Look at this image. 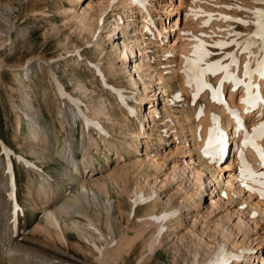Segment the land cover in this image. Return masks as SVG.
Wrapping results in <instances>:
<instances>
[{
    "label": "rangeland",
    "instance_id": "rangeland-1",
    "mask_svg": "<svg viewBox=\"0 0 264 264\" xmlns=\"http://www.w3.org/2000/svg\"><path fill=\"white\" fill-rule=\"evenodd\" d=\"M73 1L0 0V264H102L99 248L105 246L110 232L125 243V233L131 239L137 238L136 232L144 226L143 216H166L178 206L184 199L176 193L182 177L185 185L191 182L190 188L195 189L200 182L197 187L202 196L197 195L201 200L195 195L198 201L194 207L189 206L192 198L189 204L185 199L182 201L180 223L172 222L176 230H165L162 247L152 253L145 246L150 234L144 233L133 245H121L124 249L111 256L109 264H190L197 251L207 247L204 242L209 240L212 245L227 251V264H262L264 211L252 215L251 206L256 204L264 209V195L261 194L264 160L258 163L256 160L257 165L246 164L237 158L240 150L253 145L264 150V138L257 131V125L264 124V112L258 109L259 106L248 111L243 116L245 126L239 125L238 137L229 138L228 148L219 161L222 183L214 191L215 186L205 175L196 181L193 171L197 168V155L193 151L183 152L191 149V143L183 140L185 136L180 133L175 115L181 119L183 109L193 106L198 111L195 118L201 126L204 127V123L211 128L227 125V119L231 118L229 110L232 107L237 110L235 106L246 93L245 81L242 79L239 84L237 79L257 60V51L262 45L259 33L264 23L261 28L258 25L264 16L258 14V10L264 12V2ZM74 6L86 11L90 17L89 28L82 29L70 18V12L66 11ZM241 20L246 22L241 23ZM162 25L174 27L169 31L167 28L162 34ZM125 44L132 45L133 50L132 53L128 51L126 58L117 55ZM221 44L224 46L220 47ZM103 62H114L115 72L109 75L105 65L99 70L97 65ZM122 62L131 71L117 74L116 69L124 66ZM136 62L140 65L144 62L149 70H137L138 66L134 68ZM210 65L213 71L207 70ZM172 69L177 73L173 74ZM19 72L23 73L20 79L15 77ZM159 74L163 75V80L158 79ZM189 74L193 77L188 78ZM258 76L264 79V75ZM193 80L200 84L198 93ZM82 83L89 88L86 93L80 91ZM204 85H209L212 95L202 92ZM60 87L74 96L73 99L59 93ZM163 89L167 90V95H163ZM54 92L60 100L77 109L80 114L77 120L62 125ZM88 96L93 97L95 106L103 109L98 116L92 114L94 117L89 125L84 117ZM105 98L108 101L104 102ZM151 106L157 109L156 116L150 114ZM237 111L241 120L242 112ZM109 114H113L114 121H110ZM157 115L161 120H157ZM201 117L208 121L207 124ZM259 119H263L262 122ZM36 121L49 131L50 142L45 144L49 150L37 140L41 132L38 123L34 125L38 134L28 131L29 123ZM97 123L105 127V136L110 143L117 142L118 146L124 147L122 151L116 152L117 146L105 147ZM138 130L146 136L139 137V151L136 152L126 142ZM69 134L75 144L79 170L66 177L62 175L65 163L57 153ZM89 134L96 141L90 142ZM246 138L249 140L247 145L244 143ZM89 145L96 156L89 158L93 167L88 166L83 157V151ZM146 152L151 156L156 154L161 163L158 170L148 164L140 167L132 163L135 155L145 157ZM243 159L250 157L246 155ZM8 161L13 165L14 182L7 174L5 163ZM174 163L183 168L184 174H178L169 182ZM42 177L54 186H42ZM165 178L168 180L162 183ZM83 181L87 191L81 205L78 204L76 209L61 208L67 193L73 195L82 191ZM227 181L234 182L237 189L241 184L242 193L239 195L235 191L228 197L220 192ZM165 183L166 190L161 187ZM43 190L47 192L46 196ZM170 194L172 199L167 202ZM245 253L253 254L252 258L246 261Z\"/></svg>",
    "mask_w": 264,
    "mask_h": 264
},
{
    "label": "bare ground",
    "instance_id": "bare-ground-1",
    "mask_svg": "<svg viewBox=\"0 0 264 264\" xmlns=\"http://www.w3.org/2000/svg\"><path fill=\"white\" fill-rule=\"evenodd\" d=\"M79 1H81V0H74L73 2H76V3H78ZM129 4V3H128ZM165 6V5H164ZM66 12H70V14H69V16H70V18L76 23V24H78L79 26H81L82 27V29L83 28H89V26L91 25V23L89 22V18L90 17H88L87 15H86V11H80V10H78L75 6L73 7V9H71L70 11H66ZM65 15V14H64ZM68 17V16H67ZM71 20V21H72ZM68 21V20H67ZM70 21V20H69ZM117 23V22H116ZM176 23H177V21H176ZM52 24V23H51ZM77 26V25H76ZM176 26V25H175ZM173 27H174V25H172L171 26V28L169 27V25L167 26V25H162V27H161V29H163L164 31L162 32V34H164V32H166L167 31V28H168V31L169 30H173ZM79 29H80V27H79ZM89 30V29H88ZM85 31V30H84ZM92 31V30H91ZM161 31V30H160ZM261 32H264V27H262L261 28V31H260V33ZM92 33V32H91ZM166 34V33H165ZM139 41V39H137L136 40V42H138ZM97 42V41H96ZM100 42V41H99ZM70 43V42H69ZM150 43H152V42H150ZM261 43H262V45H261V48L257 51L258 52V57H257V60L254 62V64L249 68V69H247V71H245L244 73H243V71H242V75L240 76V79H237V81H239V84H241L240 83V81H242V79L245 81V85H243V86H245V90H246V93L245 94H243L242 96H241V101H240V99H239V101H240V103H239V105L238 106H235V108L237 109V110H241V112H242V118H241V120H240V122H237V121H235L234 119H232V118H230V119H227V120H229V122H226L227 123V125H224V126H222L221 125V127H219V126H217V128H216V126H214V127H212L211 128V126H206L205 125V123H204V127L203 126H201L202 124H201V122H199L196 118H195V116H196V114H197V112L195 111V108L193 107V106H190V107H187V108H184L183 109V115H182V117H181V119H179V116L178 115H175V118H177V120H176V122H177V124L179 125L178 127H179V129H180V133H182L184 136H185V139H183V140H185V141H188L189 143H191V146L189 147V148H191V149H186L185 151H183V152H187L186 154H189V153H192V151H193V153L195 152L196 153V155H197V157H196V160H197V168L193 171L194 173H196V176H194L195 177V179H197L196 181H198L199 179H200V176L201 175H205L206 176V178H208V182L209 183H212V186H215V188L213 189V191L217 188V186L219 185V184H221L222 183V181H221V179H222V173H221V171H222V168L220 167V164H219V161L221 160V158H220V156H218V157H214V158H211V157H205V156H203V153H202V151H203V148H204V145L211 139V135H213V136H220V134L221 133H223V136H225V135H227V128H229V130H230V132L232 133V135H227V137L228 138H231V137H233V138H237L238 137V128H240L239 127V125L241 124V125H243V126H245L244 124V118H243V116L246 114V113H248V111H250V110H253L255 107H257V106H259L258 107V109L259 110H262V112H264V93H263V91L264 90H262V84H263V80L264 79H262V77H260L259 78V76H258V73H257V70H258V68L259 67H261V61H264V41H262L261 40ZM97 44V43H96ZM99 44V43H98ZM158 45H159V43H158ZM125 47H124V49H122V51H120V52H118L117 53V55H119L120 57H129L128 56V53L130 52V53H132L133 52V50H132V45H128V44H125L124 45ZM97 47V46H96ZM134 47V46H133ZM98 48V47H97ZM168 50V49H167ZM129 51V52H128ZM100 53H101V51H100ZM143 53H141V55H142ZM254 54V53H253ZM166 57V56H165ZM103 59V58H102ZM116 59V58H115ZM109 61V60H108ZM107 61V62H108ZM251 61V60H250ZM254 61V60H253ZM98 63H100V62H98ZM103 65H105L104 66V68L106 69V70H108L107 72H108V74L109 75H111V73H113V72H115V69H114V67L116 66L115 64H114V62H111V63H107V64H104V62L101 64V65H97L98 66V68H99V70H101V67L103 66ZM122 65H124L123 66V68H119V69H116V72H117V74H118V72H120V73H123V71H126V72H130L131 70H130V68H128L129 66H125L126 64H125V62H122ZM137 66H138V68H137ZM145 66V67H144ZM137 68V70L140 68V69H144L145 68V70H149V66H146V64H144V62H142V65H140V63L138 62V64H137V62L135 63V65H134V68ZM242 67V66H241ZM241 67H240V71H241ZM124 69V70H123ZM139 69V70H140ZM179 69V68H178ZM192 69V68H191ZM222 69V68H221ZM244 69V66H243V68H242V70ZM104 70V69H103ZM135 70V69H134ZM171 70V69H170ZM26 72H28L29 71V67L25 70ZM172 71H173V74H175V73H177V70L176 69H172ZM186 71V70H185ZM187 72V71H186ZM134 73V72H133ZM133 73H132V75H133ZM145 73H147V72H145ZM149 73V72H148ZM183 73H185V72H183ZM203 73V72H202ZM187 74H188V72H187ZM23 75V73L22 72H19V73H16V76L15 77H19V76H22ZM108 75V76H109ZM113 75V74H112ZM121 75V74H120ZM129 75H131L130 73H129ZM138 76V75H137ZM174 76V75H173ZM184 76L186 77V75L184 74ZM188 76V75H187ZM204 76V75H203ZM263 76V75H262ZM29 77V76H28ZM163 78V75L162 74H159L158 75V79L159 80H163L162 79ZM197 78H198V76H197ZM18 79H20V77L18 78ZM207 79V78H206ZM218 79V78H217ZM141 81V80H140ZM193 81H195V80H193ZM191 83H192V81H190ZM196 82H198V80H196L195 81V83ZM243 82V81H242ZM248 82H251L250 84H248ZM184 83V82H183ZM191 83H189V84H191ZM199 83V82H198ZM164 84V83H163ZM243 84V83H242ZM194 85V84H193ZM79 86V85H78ZM144 86V88H146V85H143ZM80 91L82 92V93H86L87 91H88V86L85 84V83H82V84H80ZM210 89L211 88H208V87H205L204 89H202L203 91V93L206 95V94H211V92H210ZM233 89V88H232ZM217 90V89H216ZM216 90H214V92L216 93ZM67 91V90H66ZM163 92H164V94L163 95H167L166 93H167V90L166 89H163L162 90ZM194 91V90H193ZM212 91V90H211ZM218 91V90H217ZM47 92V91H46ZM45 92V93H46ZM55 92H57V91H55ZM54 92V93H55ZM58 92L59 93H61V94H63V96L66 98V97H74V96H72L69 92H65L64 90H63V88H58ZM214 92H212L213 94H215ZM219 92V91H218ZM222 92V91H221ZM255 93H258L259 94V96H260V102H253L252 104H246V101H247V99H251L252 98V94H255ZM218 94V93H217ZM219 94H221L220 92H219ZM84 95V94H83ZM82 95V96H83ZM194 95V94H193ZM212 95V94H211ZM45 96V95H44ZM106 96V95H105ZM55 97L58 99L57 100V103H56V105H57V107H58V111H59V115H58V117H59V119H60V121H61V123H63L62 125H65L66 123L68 124V123H71V121H73V120H77V117L80 115L79 114V112L77 111V109L75 108V107H72L71 105H68V103H67V101H62V100H60L59 99V97H58V93H55ZM89 97V96H88ZM204 97V96H203ZM211 97H213V96H211ZM215 98H216V96H215ZM73 99V98H72ZM78 99V98H77ZM213 99V98H212ZM211 99V100H212ZM75 100V99H74ZM79 100H82L81 98L79 99ZM164 101H167V98H164L163 99ZM78 101V100H77ZM93 101H94V99H93V97L92 96H90L89 98H88V100L86 101V103H85V111H84V117H85V120H86V123L89 125V121H90V119H92V117H94L95 116V114L98 116V115H100L101 113H102V110L99 108V107H97V106H95V104H93ZM106 101H108V99L107 98H105V100H104V102H106ZM208 101H210V100H208ZM238 101V102H239ZM79 102V101H78ZM85 102V101H84ZM211 102H213V100L211 101ZM226 102V101H225ZM103 103V102H102ZM117 103V102H116ZM109 104V103H108ZM111 104V103H110ZM210 104V103H209ZM215 104V103H214ZM212 105V104H211ZM75 106V105H74ZM80 106V105H79ZM102 106V105H101ZM105 106V105H104ZM118 106V105H117ZM225 106V105H224ZM230 107H231V105H229ZM228 106V107H229ZM233 106V105H232ZM120 107V106H119ZM200 107V106H199ZM229 107V108H230ZM233 108V107H232ZM199 109V108H198ZM42 110V109H41ZM81 110V109H80ZM173 110V109H172ZM200 110V109H199ZM130 111H133L132 109H130ZM164 111H165V113H166V109H164ZM123 112V111H122ZM134 112V111H133ZM200 112H201V110H200ZM239 112V111H238ZM168 113L169 112H167L166 114L168 115ZM92 114H94V116H92ZM150 114H152V116H156V114H157V109L156 108H154L153 106H151L150 107ZM172 114V113H171ZM173 114H175L174 112H173ZM172 114V115H173ZM205 114V113H204ZM257 114V113H256ZM110 116H109V119H110V121H114V118H112L113 116V114H109ZM129 115V114H128ZM241 115V114H240ZM152 116H150V117H152ZM171 116V115H170ZM248 116V115H247ZM141 117H142V115H141ZM157 117H158V115H157ZM174 117V116H173ZM29 118H30V120H33L34 118L30 115L29 116ZM99 118V117H98ZM107 118H108V116H107ZM146 118V117H145ZM154 118V117H153ZM152 118V119H153ZM258 118H256V120H257ZM157 120H161V119H159V117L157 118ZM157 120L155 121L156 123H157ZM260 120V119H259ZM258 120V121H259ZM261 120H263V119H261ZM259 121V122H262V121ZM95 121V120H94ZM201 121L203 122H206L205 120H202V117H201ZM98 122V121H97ZM208 122V121H207ZM207 122H206V124H207ZM217 122H218V120H217ZM259 122H258V124H259ZM264 122V121H263ZM36 123H38V128L40 127V129H41V132L38 134L37 133V129L34 127V125L36 124ZM127 123V122H126ZM156 123H155V125H156ZM233 123V124H232ZM243 123V124H242ZM98 124V123H97ZM114 124V123H113ZM209 124V123H208ZM261 124H263V123H261ZM20 125V124H19ZM37 125V124H36ZM70 125V124H69ZM87 125V126H88ZM112 125V124H111ZM167 125V124H166ZM210 125V124H209ZM217 125V124H216ZM256 125H257V123L256 124H254V126L256 127ZM206 126V127H205ZM213 126V125H212ZM232 126L234 127V129H232ZM243 126H242V128H243ZM257 126H260V125H257ZM64 127V126H63ZM98 127L100 128L99 130H100V132H101V134L103 135V142H104V145H105V147H107V146H109V147H112V146H117L116 148H118L117 149V151L116 152H118V151H122V149L124 148L122 145H120V146H118L117 145V142H113V143H110V141L108 140V138H106V136H105V130H104V126H103V124H101V123H99L98 124ZM122 127V126H121ZM20 129H21V126L19 127ZM65 128V127H64ZM251 128H253V127H251ZM39 129V130H40ZM255 129H257V128H255ZM228 130V131H229ZM244 130V129H243ZM29 133H31V134H33V132H36L37 134H38V136H37V140L39 141V143H42V145H43V147L46 149V150H49L50 149V147H48V146H46L45 144L47 143V142H50V136H49V134H48V132L49 131H47L46 129H44L43 128V125H42V123L41 122H34V123H29ZM241 131V130H240ZM251 131V130H250ZM254 131V130H253ZM216 132V133H215ZM252 132V131H251ZM122 133V132H121ZM133 134V133H132ZM149 134V133H148ZM148 134H147V136H148ZM151 134V133H150ZM150 134H149V136H150ZM35 135V134H34ZM70 136H69V138L68 139H66V142H65V145L62 147V149L60 150V151H58V153L57 154H59L60 156H61V159L63 160V162L65 163V166L62 168V175H66V177H68L67 175L69 174V173H72V172H74V171H77L78 172V163H79V161L77 160V158H76V148H75V144H74V142L72 141L73 139H72V135L71 134H69ZM122 136V135H121ZM141 136H143V137H145L146 135L145 134H143L142 135V131H140V130H138V131H136L135 132V134L133 135V138L132 137H130L131 138V140L129 141V142H126V144H128L129 146H133L135 149H136V152H138L139 151V149H138V140H139V137H141ZM183 136V137H184ZM123 137V136H122ZM149 138V137H148ZM260 138V137H259ZM163 139V138H162ZM91 140H93V141H96V138H94L93 136H92V134H89V141L91 142ZM159 140V139H158ZM262 140V139H261ZM260 142V141H259ZM145 143H146V147L148 146V141L147 140H145ZM162 143V142H161ZM236 143V142H235ZM263 143V142H262ZM261 143V144H262ZM163 144V143H162ZM185 144H186V142H185ZM243 144V143H242ZM186 145H188V144H186ZM244 146H242V147H244L245 148V144H243ZM128 146V147H129ZM215 146H218L217 144L215 145ZM254 147H250V148H247L248 150H250V151H248L247 149L246 150H240V153L238 154V158H237V160H242V162L244 161V163L246 162V164H257L258 162H260V160L261 161H263L262 160V158H261V151H262V149L259 147V148H257L258 146H255V145H253ZM263 146V145H262ZM108 147V148H109ZM114 147V148H115ZM185 148H186V146H185ZM215 148V147H214ZM243 148V149H244ZM147 149V148H146ZM83 150V149H82ZM125 150V149H124ZM149 150V149H148ZM47 153H49V152H47ZM119 153V152H118ZM121 154V153H120ZM124 154V153H123ZM58 155V156H59ZM249 156L250 157V159H243V156ZM128 156V155H127ZM156 156V154L155 155H150L149 154V152H146V155H145V157H142L141 155H139V154H137V155H135V159L132 161V163L134 164V165H136V166H140V167H143V165H145V164H148L147 166H152V167H154L156 170H158L159 169V167H160V162L158 161V159L155 157ZM184 156V155H183ZM83 157L85 158V161L88 163V166H92L93 167V164H91V159H93L94 157H96L94 154H93V152L90 150V145L88 146V147H85V151H83ZM89 158H91L90 159V161H89ZM121 158V157H120ZM244 158H247V157H244ZM258 159H259V161H258ZM256 160H257V163H256ZM186 165V164H185ZM258 165V164H257ZM256 165V166H257ZM264 165V164H263ZM130 166H131V164H130ZM135 166V167H136ZM254 166V165H253ZM184 167H186V166H184ZM135 169V168H134ZM143 169V168H142ZM246 170V169H245ZM138 172V171H137ZM255 172V171H254ZM170 175H169V177L168 178H170L169 179V182H170V180L172 179H175V177L178 175V174H181V175H183L184 174V170H183V168H179L178 166H177V164H173L172 165V170H171V172L169 173ZM92 175V174H91ZM72 178V177H71ZM168 178H165V180H162V183H163V181H166V180H168ZM186 178V177H185ZM191 178V177H190ZM189 178V179H190ZM236 177H234V179H235ZM242 178V177H241ZM250 178V177H249ZM10 180V179H9ZM171 180V181H172ZM178 180V179H177ZM233 180V179H232ZM237 180V179H236ZM239 180L241 181V179L239 178ZM196 181H195V184L194 185H196ZM200 181V180H199ZM185 181H184V177H182V179L180 180V182L177 184V188H176V193H180L181 194V198H184L185 199V201H188V203L187 204H189V199H191L192 198V201H190V204H189V206H193L194 207V205H195V203H196V201H198V200H196L195 198H197V197H199V200H201V197L200 196H198L197 194L199 193V194H201L199 191V189H198V187L197 186H200V182L199 183H197V184H199V185H197L196 186V188L194 189L193 187V190H192V188H190V186H191V182H188V180H187V182H188V185H185V183H184ZM183 183H184V185H183ZM194 183V182H193ZM251 183V182H250ZM40 184H42V186H45V184H47V185H50L49 186V188H51L52 186H54V185H52L51 184V182L47 179V178H45V177H42V180H41V182H40ZM68 184V183H67ZM66 184V185H67ZM70 184V183H69ZM203 184V183H202ZM63 185V184H62ZM69 186V185H68ZM167 185H166V183L165 184H161V187H165V190L167 189V187H166ZM193 186V185H192ZM259 186V185H258ZM81 188H82V191L80 192V193H78V194H73V195H70L69 193H67L66 194V197H65V200H63L62 201V203L60 204V207L61 208H63V209H74L76 206H78V204H80L81 205V199L83 198V197H85V193H86V184H85V182L83 181L82 183H81ZM40 189H42V188H40ZM65 189V191H67L66 189L67 188H64ZM185 190V191H183V190ZM222 190L220 191V192H222V193H226L227 194V196L229 197V195L230 194H232V193H234L235 191L237 192V194H239L240 192L242 193V191H243V188H242V185L240 184V185H238V189H237V187L235 186V183L234 182H232V181H227V183L223 186V188H221ZM54 190V189H53ZM164 190V191H165ZM202 190V189H201ZM41 191V190H40ZM42 192V191H41ZM54 192V191H53ZM167 192V191H166ZM218 192V191H217ZM220 192H218V194L220 193ZM46 193L47 192H44V190H43V195L44 196H46ZM221 193V194H222ZM195 195H197V197L195 196ZM240 195V194H239ZM41 196V195H40ZM65 196V195H64ZM195 196V197H194ZM201 196H202V194H201ZM61 197V196H60ZM172 197V195L170 194V195H168L167 196V202L170 200V198ZM44 198V197H43ZM174 198V197H173ZM172 199V198H171ZM183 199V200H184ZM198 199V198H197ZM182 200V201H183ZM182 201H180L177 205L178 206H176L175 208H173V209H171L168 213H167V215L166 216H163V215H156L155 217L154 216H151V217H148L147 215H145V216H143V222H144V226L143 227H141V230L140 231H138V232H136V234H138L137 235V238H133V239H131V236L128 234V233H125L124 235H125V243H123L122 241H121V239H116V237H115V234H113V233H111L110 232V234L109 235H107V238H106V236H104V234H103V236L106 238V243H105V246L102 248V249H100L99 248V252H100V258H102L101 259V261H102V264H109V258L111 257V256H113V255H116L117 253H118V251H120V250H123L124 248L123 247H120L121 245L123 246L124 245V247H125V245L126 246H130L131 244L133 245L134 243H135V239H136V241L138 240V239H140L143 235H144V233L146 234V233H148L149 232V234H150V236L148 235V240L146 241V247H148L150 250H151V252L153 253V252H155L156 250H158L160 247H162V244H163V239H162V237H163V233L165 232V230H166V232L167 231H169V230H176V228L174 229L172 226V222H179V220H180V216H181V211L182 210H180L181 209V206H183L182 205ZM165 202V201H164ZM172 202V201H171ZM216 202V201H215ZM218 203V202H217ZM216 203V204H217ZM168 204V203H167ZM171 204V203H170ZM169 204V205H170ZM255 204V203H254ZM155 205H156V201H155ZM259 206V205H258ZM186 207V206H185ZM83 208V207H82ZM155 208H156V206H155ZM184 208V207H183ZM251 208L254 210V212L252 213V215H254V214H262V213H260V212H262V211H264V209L260 206V207H257L256 206V204L255 205H252L251 206ZM76 209V208H75ZM79 209H80V206H79ZM189 209V208H188ZM177 210H180V213L179 214H177ZM80 212V211H79ZM257 212V213H256ZM50 213V215H51V212H49ZM48 213V214H49ZM190 213V212H189ZM251 215V216H252ZM88 216V215H87ZM90 217V216H89ZM154 217V218H153ZM251 218V217H250ZM252 218H253V216H252ZM252 218L250 219V220H252ZM254 219H256V218H254ZM57 221V220H56ZM93 221V220H92ZM197 221V220H196ZM255 221V220H254ZM58 222V221H57ZM193 222H195V221H193ZM91 223H93V222H91ZM90 223V224H91ZM180 223V222H179ZM175 224V223H174ZM220 227V226H219ZM164 230V231H163ZM219 230V229H218ZM224 230V229H223ZM223 230H220V232L221 233H224V231ZM97 231H100L101 232V230H97ZM192 231H193V229H192ZM196 231V230H195ZM216 231V230H215ZM127 232V231H126ZM175 232V231H174ZM176 234V233H175ZM186 234V233H185ZM193 234V233H192ZM201 234V233H200ZM227 234V233H226ZM222 235H224V234H222ZM88 236V235H87ZM202 236V235H201ZM204 236V235H203ZM129 237H130V239H129ZM226 237V236H225ZM228 238H229V236H227ZM101 238H102V236H101ZM100 238V239H101ZM93 239V238H92ZM99 239V238H98ZM104 239V238H103ZM204 243H206L205 245L207 246V247H203V248H205V249H199L198 251H197V256H195L194 257V259L191 261V263L190 264H227V260L229 259L228 258V253H227V251H225V249L224 250H221L220 249V247L218 246H216V244L214 245H212V243H211V241L209 240V241H207V242H204ZM95 244V243H94ZM116 244V246H114ZM219 244V243H218ZM217 244V245H218ZM98 249V248H97ZM145 249V248H144ZM252 256H253V254H243V257H245V260L247 261L248 259H250V258H252ZM112 258V257H111ZM175 264H178V263H175ZM184 264H187V263H184ZM262 264H264V258H262Z\"/></svg>",
    "mask_w": 264,
    "mask_h": 264
},
{
    "label": "snow or ice",
    "instance_id": "snow-or-ice-1",
    "mask_svg": "<svg viewBox=\"0 0 264 264\" xmlns=\"http://www.w3.org/2000/svg\"><path fill=\"white\" fill-rule=\"evenodd\" d=\"M261 2H264V0H261ZM258 14L264 16V12H260V10H258ZM224 18L225 19H234L232 17H224ZM240 22L241 23H245L246 21L241 20ZM262 27H264V26H262ZM259 35L261 37V40L264 41V32L259 33ZM223 46H224V44H221L220 45V47H223ZM205 55H207V53H205ZM229 55H234V54L230 53ZM207 70L208 71H213V66L210 65ZM261 75H264V61H261ZM237 82L239 83V81H237ZM204 86L205 87H208L209 85H204ZM257 131H259L261 138H264V124H261L258 127ZM220 136L223 137V133H221ZM211 143L212 142L210 140V142H209L210 146H211ZM244 143L247 145L249 143V140L246 138L245 141H244ZM217 145L218 146L216 147L215 150H216L217 154H220V153L223 152V143H222V140H218L217 141ZM206 151H207V149H206ZM261 158H262V160H264V150L261 151ZM261 175H264V173H261ZM261 194L264 195V190L261 191Z\"/></svg>",
    "mask_w": 264,
    "mask_h": 264
}]
</instances>
